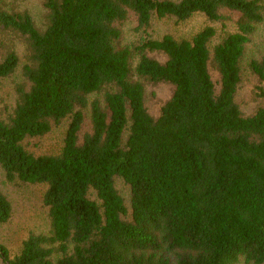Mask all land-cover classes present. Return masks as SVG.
<instances>
[{"label":"trees","instance_id":"trees-1","mask_svg":"<svg viewBox=\"0 0 264 264\" xmlns=\"http://www.w3.org/2000/svg\"><path fill=\"white\" fill-rule=\"evenodd\" d=\"M21 1L0 0V80L19 76L0 168L43 187L48 228L14 256L0 244L4 262L264 264V55L247 58L264 0H41L40 23ZM196 16L191 36L151 33L154 18ZM245 68L251 114L236 100ZM161 82L171 94L153 114ZM57 132L54 151L25 145ZM11 216L0 186V223Z\"/></svg>","mask_w":264,"mask_h":264},{"label":"rangeland","instance_id":"rangeland-1","mask_svg":"<svg viewBox=\"0 0 264 264\" xmlns=\"http://www.w3.org/2000/svg\"><path fill=\"white\" fill-rule=\"evenodd\" d=\"M22 8H27L33 14L38 23L42 20L43 6L41 0H23L20 2ZM204 20L201 16L193 17L190 20L180 22L175 18H154L151 33L160 37L165 33H173L177 36H191L202 25ZM135 21L133 17L123 25L124 39L132 41L137 34L134 30ZM23 46H19L22 55ZM160 60L165 56L153 53ZM264 55V21L257 26L251 41L247 45V58L261 57ZM19 80L15 75L11 78L0 80V110L13 102V81ZM257 82V77L248 68L244 69L243 80L237 92L236 100L246 114H251L256 108L252 99V90ZM147 106L151 113L158 114L163 100L171 94V86L166 83H158L147 87ZM59 132L42 137H33L26 140V147L37 153L54 151L60 146ZM116 185L126 202L129 204L130 188L121 179H117ZM0 186L12 203V216L6 223H0V244L5 245L11 256L17 254L23 240L31 232L47 231L48 218L47 210L42 203L43 187L34 184L14 183L6 180L4 171L0 168ZM0 264H6L0 256Z\"/></svg>","mask_w":264,"mask_h":264}]
</instances>
